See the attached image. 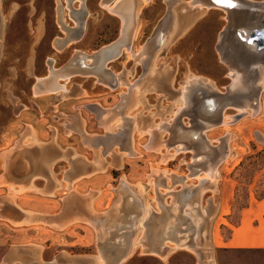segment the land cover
Listing matches in <instances>:
<instances>
[{"label": "rangeland", "instance_id": "374dc122", "mask_svg": "<svg viewBox=\"0 0 264 264\" xmlns=\"http://www.w3.org/2000/svg\"><path fill=\"white\" fill-rule=\"evenodd\" d=\"M131 1L120 11L133 16L131 47L102 61L112 78L96 69L76 72L60 79L65 89L37 94L40 79L67 67L77 50L94 54L121 39L125 16L101 0H85L82 34L60 50L53 44L65 34L58 0H0V264L56 257L61 264H106L100 250L114 254L125 242L133 247L120 264H200L197 249L202 264H264V89L255 108H228L205 131L211 145L228 142L215 179H206L203 168L189 176L195 147L165 144L194 84L226 92L234 82L217 50L227 10L204 6L190 20L193 0H174L172 11L191 23L169 37L170 29L161 49L149 53L146 43L168 13V0ZM63 15L77 25L67 5ZM182 118L191 124L189 114ZM122 181L139 196L142 214L130 234V222L107 228L99 220L121 202ZM125 199L122 220L133 215ZM163 216L165 238L155 243Z\"/></svg>", "mask_w": 264, "mask_h": 264}, {"label": "bare ground", "instance_id": "6f19581e", "mask_svg": "<svg viewBox=\"0 0 264 264\" xmlns=\"http://www.w3.org/2000/svg\"><path fill=\"white\" fill-rule=\"evenodd\" d=\"M173 1L174 0H168V5H169L168 13L164 16L161 22H159L160 23L159 28L160 31L162 32V36L160 37L161 41L157 42V40L155 41V39L149 38V40L146 43L147 51L145 50V52H149L152 50H154L155 52L159 51L163 46V44L166 42L170 29L172 31L169 34V37L177 30H185V28H187L191 23V22L188 23L186 20L187 18L189 19L190 16L186 18L187 15L185 13H181L177 15L174 13V11H172L171 6ZM131 2H132L131 0H105L103 4L104 7L106 6L110 10L122 15V13H120L121 9L122 12L124 13L126 7L131 6V4L133 3ZM231 2L235 6L229 7L228 4L226 3H217V0H193L190 2L189 5V8H194V10L190 11L192 14V15L190 14L191 15L190 20L192 18L194 19L196 16H198V14H200L199 10L202 7L204 6L211 7L215 5L218 7L225 8L227 10L228 12L227 17L229 19L227 25L229 23H233L234 25L236 24L234 26V30L230 32V34H227L226 32L227 31L226 28L227 25H226V27L220 33L219 41L217 43V50L220 54L221 59L230 65L231 71L229 74L233 77L232 79L234 82L228 85V90L226 92H218V90H216L215 88H210L203 83L202 84L197 83L195 85L194 82H197V79L195 77L189 79L190 80L189 82H191L194 85L193 88L190 90V94L188 96V104L184 110L180 111L177 114L173 124H171L170 126V129H173V137L165 141V144L168 147L171 145L176 146L177 145L176 141L180 140L178 144H181V147L179 146L180 148L178 149L186 148L188 146H193V148L195 147V149H197L196 150L197 152H195L197 157L194 165L191 168V172L189 176L199 174L200 168H203L204 174L206 173L204 175L206 176L205 177L206 179L215 178L214 171L219 163L214 160H218V158L220 157H224V156L226 157L227 155H229L228 153L229 150L227 148L228 142L224 140V138H222L221 144L217 146L219 150L215 149V146L209 143L205 131L207 129H210L211 125L218 124L223 117L224 111H226L228 108L238 107L241 113H243L249 106L255 108L258 105V97L260 96L259 94L261 93L260 91L264 89V85L261 84L262 80L259 82L261 85L258 82H256L257 78L258 79L261 78L264 71L263 70L264 69V18L263 19L261 18L262 21L260 25H259L260 19L259 21L257 20V18H259V15L264 13V9L260 13L259 12L251 13L252 10L250 8V6L254 4L264 3V0H259V1L231 0ZM186 6H187L186 8H188V4H186ZM195 6H197L198 8H196ZM135 12L137 13V11ZM130 13L131 12H129V15ZM129 15L127 14L122 15L125 16L124 26L125 27L127 26L128 30L127 32L122 34V37H120L121 39L117 40L115 43L106 46L102 51L96 52L95 57L94 55H90V56L84 55L86 56L87 59H90L91 62L94 63L93 69L94 70L96 69L97 72L103 74V76L104 75L108 76V74H110L109 69L105 66L107 62L111 60V58H115L116 56L121 54V51L125 47V45H128L129 49L131 47L130 46L131 43L128 44V42H130L131 40L129 41L128 38L129 36L130 37L134 36L132 35L134 31L133 29L134 27L132 26L133 16L131 15L132 17H130ZM62 22L63 21L60 20L61 24ZM238 24H241L243 26L237 27ZM253 34H256L257 37L254 40H252L253 37H251V35ZM242 37L246 39V41H244ZM249 37L251 38L252 42H248ZM151 55L152 54H149L148 55L149 57L144 58L143 60L147 64L146 66L147 68H148V64L150 63L149 62L150 60L148 59H151ZM103 56H105V58ZM101 57H103L102 58L103 60L101 59ZM102 61L105 65H102ZM89 66L90 65L86 64L85 67H89ZM72 69H74L73 66L71 68L67 66L58 70H53L49 75L40 79L39 84L35 86V91L37 92V94H42L46 92L65 89L64 88L65 85L61 83L60 79L64 77L69 78L70 75L72 74L71 72ZM108 77L112 78L111 75ZM256 83H258L260 86L255 85ZM188 88H190V86L187 85L184 90ZM246 103H248V105H244ZM183 113H187L190 115L191 124L189 126L183 123V118H182ZM193 134H195L196 137L195 141L193 140L195 137L192 138ZM111 137L112 138L116 137L117 139L119 135L117 137L115 134H111ZM184 138H188V139L184 140ZM122 147L124 148L125 146ZM186 177L184 176L183 179L184 181L186 180ZM131 188L132 187L126 181H122V183L119 186V197H118L119 198L118 201L121 200V202L119 204L115 202L114 207L111 208L112 211L115 212L112 213L109 210L105 212L104 217L101 218L103 220L99 219L100 222L103 223V225H106V227L107 226L115 227L118 225L116 221L119 223L126 221V222H130L132 226L130 228L127 227V225L125 224L121 225V227L122 226L127 227L125 230L127 234H130L133 228L135 230L137 229L138 227L137 222L142 217V214H140V212L137 211V209H139V205H138L139 196L135 194ZM120 191L123 192L122 197L120 196ZM124 196L125 198L128 197V199L125 200V207L129 209L128 212L133 211L130 212L133 215L122 220L123 217L122 218L120 217L123 214H119L118 209H120L122 205ZM182 215L180 214V217H182ZM163 219L164 222L160 223L161 224L160 228H158V230L155 233L154 236L155 243H159L162 241V238H165V236L162 233L163 228L165 229V223H166L165 216H163ZM100 233L101 230H99V234ZM100 240L101 238H99V241ZM176 246H187L189 248L194 249L196 244L189 241H179L176 243ZM132 247H133V243L130 242L129 244H126L125 242L124 244L120 245L117 248L114 254L106 253L104 250L101 249L98 257L103 259L106 262V264H120V262L130 253L129 250H131L130 248ZM196 251L200 256V260H201L200 264H202L203 263L202 258L204 257V255L202 254L201 251L199 252L198 249ZM50 264H57V262L56 260H53Z\"/></svg>", "mask_w": 264, "mask_h": 264}, {"label": "crops", "instance_id": "0c3cea01", "mask_svg": "<svg viewBox=\"0 0 264 264\" xmlns=\"http://www.w3.org/2000/svg\"><path fill=\"white\" fill-rule=\"evenodd\" d=\"M69 1V2H68ZM66 0V2H67V4H62L61 3V1L60 0H58V10H59V14H58V19H59V22H60V20L61 21H63L62 22V24H61V26L63 27V29H64V31H65V34L63 35V36H56L55 37V41H53V44L57 47V48H60V50H62L63 48H64V46H66V45H68L69 43H71L72 41H74V40H77L80 36H81V34H82V32H83V29H82V27H80V25H83V23H84V13L85 12H87V8L85 7V5H84V1L85 0H79L80 1V6L79 7H73L72 6V2L73 1H77V0ZM103 1H105V0H101V4L103 5ZM66 5L70 8V14L74 17V19H75V21H76V24L77 25H75V26H71L70 27V25H68V24H66V20H65V18H64V15H63V11H64V9L66 8ZM64 18V19H63ZM65 21V22H64ZM83 22V23H82ZM65 24V25H64ZM68 25V26H67ZM77 26H79V28L77 27ZM71 28V29H70ZM70 30V31H69ZM72 30V31H71ZM68 31V32H67ZM69 35V36H68ZM71 37V38H70ZM119 39V38H118ZM117 39V40H118ZM64 40V41H63ZM116 40V41H117ZM62 41V42H61ZM116 41H114V42H116ZM59 42V43H58ZM114 42H112V43H114ZM111 44V43H110ZM110 44H107V45H110ZM107 45H105V46H103V48L104 47H106ZM61 46V47H60ZM103 48H101L100 50H98V51H96V52H100V51H102L103 50ZM86 54V52H84V51H81V50H77V52H76V54L73 56V58H72V60L71 61H73L74 62V64H71V63H69V65H67L68 67H74V69H72V73H75V72H88V70H91V71H93L94 69H93V67H94V63H92L91 62V60L90 59H87L86 58V56H84ZM88 56H90V55H94V57H95V52H94V54H87ZM86 61V62H85ZM88 61H89V63H88ZM86 64H88V65H90L88 68H90V69H88L87 71H85L86 69L84 68L85 66L84 65H86ZM70 72V73H71ZM61 81V80H60ZM61 90V89H60ZM52 92V91H51ZM54 92V91H53ZM228 156V155H227ZM226 156V157H227ZM225 158V156L224 157H220V158H218V160H214V161H217L219 164L221 163V161L223 160ZM218 164V165H219ZM218 165H217V167H216V169H215V171H214V174H215V178L217 177V172H218ZM214 178V179H215ZM223 202H222V204H224V199L222 200ZM233 233H235V230H234V232ZM247 230L246 231H244V234L247 236Z\"/></svg>", "mask_w": 264, "mask_h": 264}, {"label": "water", "instance_id": "95a60500", "mask_svg": "<svg viewBox=\"0 0 264 264\" xmlns=\"http://www.w3.org/2000/svg\"><path fill=\"white\" fill-rule=\"evenodd\" d=\"M246 8H248V7H246ZM250 8H251V13L253 12H261L263 9H264V3H257V4H254V5H252V6H250ZM237 10H238V8H237ZM263 14V15H262ZM262 14H260L259 15V18H257V20L259 21V19H260V23H259V25L261 24V21H262V19L264 18V13H262ZM262 18V19H261ZM256 20V21H257ZM161 22V21H160ZM244 23H246V22H244ZM160 23L157 25V28L155 29V31H154V33L152 34V36L150 37V38H152V39H155V41L157 40V42H159V41H161V36H162V32L160 31ZM236 25V24H235ZM233 23H229L228 25H227V34H230V32H232L233 30H234V26H235ZM248 25V24H247ZM243 25H241V24H238V26L237 27H242ZM244 31V30H243ZM251 37H253L252 38V40H254V39H256L257 37H256V34H253V35H251ZM242 39L244 40V41H246V39H244L243 37H242ZM248 42H252L251 41V38L249 37V39H248ZM260 49V48H259ZM85 55H87V53L85 54ZM72 58L73 57H71V59L67 62V63H70L71 62V60H72ZM84 66H86V65H84ZM85 71H87L88 69H90V68H88V67H85ZM195 137V134H193L192 135V138H194ZM195 139H196V137L193 139L194 141H195ZM192 140V141H193ZM193 144V143H192ZM215 146V149H218V147L216 146V145H214ZM197 150V149H196ZM219 150V149H218ZM93 169V168H92ZM85 171H89L88 169L87 170H85ZM125 200H127V199H125ZM125 208H127V207H125ZM128 237H129V235H127V239H128ZM202 252V254H203V251H201ZM97 257L96 256H94V257H92V260L93 261H96L97 259H96ZM14 259L12 258L11 259V261H13ZM53 260H56V262H57V264H61V261H60V258H58V257H56L55 259H53ZM53 260H51V261H47L46 262V264H50ZM69 263H73V262H69ZM74 264V263H73Z\"/></svg>", "mask_w": 264, "mask_h": 264}, {"label": "snow or ice", "instance_id": "6c2138e0", "mask_svg": "<svg viewBox=\"0 0 264 264\" xmlns=\"http://www.w3.org/2000/svg\"><path fill=\"white\" fill-rule=\"evenodd\" d=\"M217 3H226V4H228L229 7H233V6H235V5L231 2V0H217Z\"/></svg>", "mask_w": 264, "mask_h": 264}]
</instances>
